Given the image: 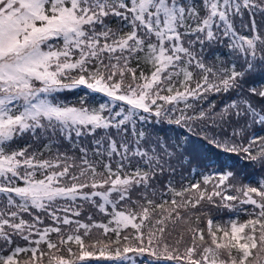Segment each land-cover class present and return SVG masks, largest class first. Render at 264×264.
<instances>
[{
  "label": "snow or ice",
  "instance_id": "snow-or-ice-1",
  "mask_svg": "<svg viewBox=\"0 0 264 264\" xmlns=\"http://www.w3.org/2000/svg\"><path fill=\"white\" fill-rule=\"evenodd\" d=\"M93 261L264 264V0H0V264Z\"/></svg>",
  "mask_w": 264,
  "mask_h": 264
},
{
  "label": "trees",
  "instance_id": "trees-1",
  "mask_svg": "<svg viewBox=\"0 0 264 264\" xmlns=\"http://www.w3.org/2000/svg\"><path fill=\"white\" fill-rule=\"evenodd\" d=\"M219 160L221 162H227L228 164H231L233 162L232 159H230L228 156H226L224 154L219 155ZM222 219H227V216H223ZM93 264H98V262L93 261ZM101 264H102V262H101Z\"/></svg>",
  "mask_w": 264,
  "mask_h": 264
}]
</instances>
